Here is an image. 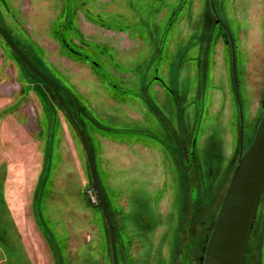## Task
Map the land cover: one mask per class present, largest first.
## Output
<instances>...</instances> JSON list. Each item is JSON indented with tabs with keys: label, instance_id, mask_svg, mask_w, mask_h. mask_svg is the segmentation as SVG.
<instances>
[{
	"label": "rangeland",
	"instance_id": "obj_1",
	"mask_svg": "<svg viewBox=\"0 0 264 264\" xmlns=\"http://www.w3.org/2000/svg\"><path fill=\"white\" fill-rule=\"evenodd\" d=\"M209 5L0 0V24L54 81L71 112L65 92L81 108L119 264H203L240 151L264 112V0H215L221 22ZM100 123L117 130L102 137ZM191 135L192 172L177 163L188 164ZM132 141L162 146L167 173L138 165L145 149ZM178 142L186 149L179 158L171 152ZM88 167L53 92L0 37V264H112ZM183 172L196 173L194 202L188 182L181 186ZM166 175L169 188L157 192ZM244 254V264H264V187Z\"/></svg>",
	"mask_w": 264,
	"mask_h": 264
},
{
	"label": "water",
	"instance_id": "obj_2",
	"mask_svg": "<svg viewBox=\"0 0 264 264\" xmlns=\"http://www.w3.org/2000/svg\"><path fill=\"white\" fill-rule=\"evenodd\" d=\"M209 3L213 16L216 17L218 22H221L215 10L214 0H209ZM226 32L229 35L228 31ZM0 37L23 65L53 91L57 102L71 122L79 138L87 166H89L91 190L95 196L96 206L100 209L108 232L112 264H119L113 223L100 187L94 158L78 116L76 118L72 116L64 101L61 99L53 81L27 57L1 25ZM230 43L232 46L231 40ZM233 55L232 70L235 84ZM263 187L264 112L257 126L252 143L244 153L240 151L234 173L230 179L218 213L216 214L214 229H212L205 249L203 264H244V253L246 252Z\"/></svg>",
	"mask_w": 264,
	"mask_h": 264
},
{
	"label": "trees",
	"instance_id": "obj_3",
	"mask_svg": "<svg viewBox=\"0 0 264 264\" xmlns=\"http://www.w3.org/2000/svg\"><path fill=\"white\" fill-rule=\"evenodd\" d=\"M214 3H215V0H214ZM209 7H210V5H209ZM216 10V9H215ZM211 14H212V12H211ZM212 16H213V14H212ZM217 21V20H216ZM218 22V21H217ZM1 25V24H0ZM2 26V25H1ZM2 28L7 32V30L4 28V26H2ZM7 34H9L8 32H7ZM9 36H10V34H9ZM11 37V36H10ZM12 38V37H11ZM12 40H13V38H12ZM14 41V40H13ZM15 42V41H14ZM16 43V42H15ZM17 45V44H16ZM18 46V45H17ZM19 47V46H18ZM20 48V47H19ZM21 49V48H20ZM12 52V51H11ZM13 53V52H12ZM161 53H162V47H160V49H159V55H158V58L159 57H161ZM75 54H77V55H79V56H82L84 59H87L88 57L87 56H84V55H81V54H79V53H75ZM15 56V55H14ZM16 57V56H15ZM28 57V56H27ZM17 58V57H16ZM29 58V57H28ZM18 59V58H17ZM30 59V58H29ZM19 60V59H18ZM31 60V59H30ZM20 61V60H19ZM32 61V60H31ZM21 62V61H20ZM34 63V62H33ZM91 64H93V65H95L93 62H90ZM23 64V63H22ZM34 64H36V63H34ZM37 66V65H36ZM25 67V66H24ZM38 67V66H37ZM26 68V67H25ZM27 69V68H26ZM158 69V67L156 66V68H155V72H157L156 70ZM28 70V69H27ZM29 71V70H28ZM30 72V71H29ZM31 73V72H30ZM32 74V73H31ZM203 74H204V71H203V69H201V71H200V82L202 83V80H203ZM32 75H34V74H32ZM47 75V74H46ZM35 77H36V75H35ZM49 77V76H48ZM37 78V77H36ZM50 78V77H49ZM38 79V78H37ZM51 79V78H50ZM39 81H41L40 79H38ZM154 80H157V77H154ZM42 82V81H41ZM43 83V82H42ZM44 85H46L45 83H43ZM47 86V85H46ZM48 87V86H47ZM49 88V87H48ZM51 90V89H50ZM52 91V90H51ZM58 91V90H57ZM61 92V91H60ZM54 94V93H53ZM171 94V93H170ZM64 95L70 100V102L72 103V105H73V107H74V109H75V114H73L72 112H71V110L69 109V107L67 106V108L69 109V111H70V113L72 114V116L74 117V118H76L77 116H78V118H79V121H80V123H81V126L83 127V125H82V122H81V115L79 114L80 112H81V108H80V106H79V104L76 102L77 100H74V98H72V97H70L66 92L64 93ZM55 97V96H54ZM201 98H202V96H201ZM56 99V98H55ZM143 100H144V98H143ZM201 100V99H200ZM57 101V100H56ZM145 101V100H144ZM58 103V102H57ZM65 103V102H64ZM145 103L148 105V106H150V109H153V106L151 105V102L150 101H145ZM59 104V103H58ZM60 106V105H59ZM61 107V106H60ZM61 109H62V107H61ZM155 109V108H154ZM62 111H63V113L66 115V113L64 112V110L62 109ZM183 108L180 110H178L177 112H178V117H180L181 115H180V113L182 114L183 113ZM202 115H203V104H202V108L200 109V113H199V115H197V118H196V122L198 123L199 121H200V123H201V121H202ZM66 117H67V115H66ZM68 118V117H67ZM181 118V117H180ZM69 120V119H68ZM70 122V121H69ZM182 124L181 125V127L180 128H182L183 127V125H184V123H183V121H181L180 119H179V121H178V124ZM101 124V126H100V128L102 129L101 131H103V130H111V131H116L117 129H113V128H110V127H107V126H104L102 123H100ZM187 127V126H186ZM83 129H84V131H85V134H86V137H87V133H86V130H85V128L83 127ZM100 130V129H99ZM119 131V130H118ZM119 132H122V131H119ZM124 132V131H123ZM193 133H194V131H192V135H193ZM159 134H162V132H160ZM192 135H191V140H190V146H189V148H188V150H187V154H188V164L186 165L185 164V162L183 163V161L181 162V161H179V159H177V163L180 165V166H178V168H181V165L182 166H184V168H187V169H189L191 172L192 171H194L193 170V166H194V164H193V159H194V157H195V149H194V147H195V145H196V141H194V140H192ZM183 137H186V132L183 134V136H182V138ZM87 141H88V138H87ZM183 142V144L185 145L186 144V141H185V139L182 141ZM162 143H164V142H162V141H160V144L161 145H163ZM165 144V143H164ZM172 145H173V143H171ZM88 145H89V143H88ZM173 147V149L171 150V152L173 153V154H175V155H177V158H179V157H183L184 155H185V152H186V149H185V147H181L180 145H179V142H178V148L177 149H175L174 148V145L172 146ZM89 148H90V146H89ZM90 151H91V153H92V155H93V152H92V150H91V148H90ZM94 158V157H93ZM183 159V158H182ZM95 166H96V164H95ZM175 168V167H174ZM177 168V167H176ZM96 171H97V169H96ZM191 172L189 173V175H188V177L189 178H187V174H186V172H183V176H181L180 175V177H181V186L183 187V189H185L186 190V185H187V182H188V185L191 187L190 188V191H191V201L192 202H194L195 200H196V192H197V189L195 188V187H193V186H195V185H192V183L194 182L193 180H195V179H197V177H196V173H195V175H191ZM195 172H196V170H195ZM170 174V173H169ZM97 175H98V173H97ZM196 177V178H195ZM98 179H99V177H98ZM176 181H177V179H176ZM179 182H180V180H179ZM99 183H100V180H99ZM185 190H184V192H185ZM104 195V194H103ZM104 198H105V196H104ZM105 201H106V199H105ZM106 205H107V202H106ZM107 208H108V206H107ZM108 211H109V214H110V210H109V208H108ZM182 212H184V210L183 211H181L180 213H182ZM110 217H111V215H110ZM112 220V219H111ZM112 223H113V221H112ZM113 226H114V224H113ZM114 231H115V227H114ZM115 236H116V232H115ZM116 246H117V244H116ZM118 254V253H117Z\"/></svg>",
	"mask_w": 264,
	"mask_h": 264
},
{
	"label": "crops",
	"instance_id": "obj_4",
	"mask_svg": "<svg viewBox=\"0 0 264 264\" xmlns=\"http://www.w3.org/2000/svg\"><path fill=\"white\" fill-rule=\"evenodd\" d=\"M99 133L102 137H104V135H102L103 133H101V130H99ZM131 144L136 145L137 147H141V148L144 147V149H145L146 157H143L144 160H142V164H138V165H141L146 170L149 168H151V170H152L154 167L156 168L158 166L161 168V175H164V173L165 174L167 173L168 170H167V168H165V166L163 164L164 160H165V151H164V148L162 146L158 148L156 146L154 147L152 145H148L146 142H142V141H136V142L132 141ZM154 153L156 154L159 161H157V158L154 157ZM93 157H94V162H95L94 153H93ZM95 164H96V162H95ZM99 166L103 168L104 164L99 161ZM96 169H98V168L96 167ZM167 175H166V184H165V182L164 183L162 182V185H161L159 191H157V192L166 191L169 188L170 185L168 184L169 181L167 180Z\"/></svg>",
	"mask_w": 264,
	"mask_h": 264
},
{
	"label": "flooded vegetation",
	"instance_id": "obj_5",
	"mask_svg": "<svg viewBox=\"0 0 264 264\" xmlns=\"http://www.w3.org/2000/svg\"><path fill=\"white\" fill-rule=\"evenodd\" d=\"M23 51V50H22ZM39 68V67H38ZM40 69V68H39ZM52 80V79H51ZM53 81V80H52ZM53 83H54V81H53ZM55 84V83H54ZM56 86V85H55ZM53 92V91H52ZM100 187H101V185H100ZM114 227V226H113ZM116 237V236H115ZM191 248H192V245L191 244H188L187 245V250H186V252H185V256L186 257H188L189 255H190V253H191ZM180 260L182 261V257L180 258ZM183 264H189V262H188V260H184L183 261Z\"/></svg>",
	"mask_w": 264,
	"mask_h": 264
},
{
	"label": "built area",
	"instance_id": "obj_6",
	"mask_svg": "<svg viewBox=\"0 0 264 264\" xmlns=\"http://www.w3.org/2000/svg\"><path fill=\"white\" fill-rule=\"evenodd\" d=\"M91 199H92L93 203H96V199H95L94 194L91 196Z\"/></svg>",
	"mask_w": 264,
	"mask_h": 264
}]
</instances>
